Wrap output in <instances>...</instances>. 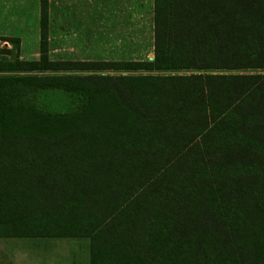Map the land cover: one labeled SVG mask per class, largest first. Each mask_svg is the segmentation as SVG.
Masks as SVG:
<instances>
[{
	"label": "trees",
	"instance_id": "16d2710c",
	"mask_svg": "<svg viewBox=\"0 0 264 264\" xmlns=\"http://www.w3.org/2000/svg\"><path fill=\"white\" fill-rule=\"evenodd\" d=\"M48 7L40 59L0 56V237L264 264V0H153L154 57L128 61L50 59Z\"/></svg>",
	"mask_w": 264,
	"mask_h": 264
},
{
	"label": "rangeland",
	"instance_id": "374dc122",
	"mask_svg": "<svg viewBox=\"0 0 264 264\" xmlns=\"http://www.w3.org/2000/svg\"><path fill=\"white\" fill-rule=\"evenodd\" d=\"M37 0H26L25 17L36 18ZM48 56L52 60H150L153 0H49ZM41 33V30H40ZM10 42L5 63L41 57L36 32ZM4 56V54L0 55ZM108 73L119 71L108 70ZM83 73V72H80ZM0 237V264H89L88 238Z\"/></svg>",
	"mask_w": 264,
	"mask_h": 264
},
{
	"label": "crops",
	"instance_id": "0c3cea01",
	"mask_svg": "<svg viewBox=\"0 0 264 264\" xmlns=\"http://www.w3.org/2000/svg\"><path fill=\"white\" fill-rule=\"evenodd\" d=\"M25 2L26 0H0V49L8 48L11 46L10 42L6 40V37H17L21 40V44L24 43L25 32H33L37 34V38H40V0H37L36 5V18L32 20L25 17ZM153 44H154V32L152 31ZM154 48V45H153ZM0 55H2L0 53ZM5 238H19V237H5ZM40 239H48L52 237H39ZM45 260H50L51 257L48 256L43 258ZM40 260L38 263H43Z\"/></svg>",
	"mask_w": 264,
	"mask_h": 264
},
{
	"label": "water",
	"instance_id": "95a60500",
	"mask_svg": "<svg viewBox=\"0 0 264 264\" xmlns=\"http://www.w3.org/2000/svg\"><path fill=\"white\" fill-rule=\"evenodd\" d=\"M10 52H11V50L9 48H1L0 49V53L4 54V55L10 54Z\"/></svg>",
	"mask_w": 264,
	"mask_h": 264
}]
</instances>
